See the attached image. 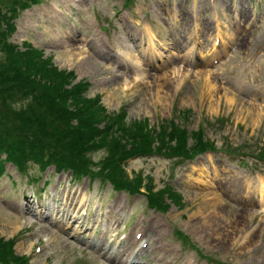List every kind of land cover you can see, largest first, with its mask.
<instances>
[{"label": "rangeland", "instance_id": "rangeland-1", "mask_svg": "<svg viewBox=\"0 0 264 264\" xmlns=\"http://www.w3.org/2000/svg\"><path fill=\"white\" fill-rule=\"evenodd\" d=\"M91 1L44 0L43 5L21 13L16 21L12 43L21 47V44L27 41L33 47L43 50L42 59L49 58L60 70L74 71L77 81L82 79L89 81L91 87L88 95L91 97L100 95V104L108 114L125 106L127 120L148 119L151 124L154 123L153 127H156L160 119L167 120L172 117L174 101L177 99L179 107L188 110L190 120L194 119L195 123L196 115L200 112H204L209 119H214L219 114L228 117L229 122L225 128L214 130L215 134L213 130L209 133L211 138L216 139L218 147L223 145L221 139L223 135L229 137L235 146H239L243 139L250 138L261 145L264 144V61L246 63L247 61L243 59L247 54L243 55L242 51L237 49L232 58L221 61L218 66L210 67L208 70L201 66L195 71H189L176 66L168 72L155 74L153 67L161 65L162 61L153 62L147 58L148 61H138L137 65L140 67L138 76L125 74L126 69L133 72L136 70L133 69L134 61H131L128 53L122 61L109 59L105 54L101 45L103 37L96 31L90 16ZM197 1L199 6L195 9L196 14L204 17L206 11L201 5L205 4L206 9L207 0ZM67 2L69 6L80 10L78 22L82 25V33L79 37L75 35V25L70 21L68 7L64 6ZM124 3L125 0H97L96 12L101 15L104 22L108 20L105 27L109 30L112 25L117 24V20L122 21L123 16L138 11L144 14L143 9L155 11L158 17H161V23L162 20L171 23V8L178 9L181 27L185 31L190 30L191 5L188 0H133L137 7H130L129 12L125 11ZM9 4L10 1L7 7L1 6L2 14L6 12ZM247 5L252 7L253 3ZM115 14L118 15L117 19ZM121 27L120 31L123 32L125 30L123 23ZM69 34L71 38L67 40ZM188 36L187 34V39ZM187 39L178 45L181 49L184 46L187 49ZM140 49L145 50L142 45ZM147 49L148 47L146 51H149ZM190 52L188 48V55ZM261 59H264V55ZM127 122L131 124L132 121ZM103 156L104 152L98 151L92 156L88 154L87 157L89 160L97 161ZM220 159H223L220 155L207 154L193 164L178 165L175 161L161 158L135 159L127 162L125 169L129 175H132L131 171L149 175L157 188L168 182L182 196L183 207L177 209L172 206L170 212L175 210V214L171 216L151 211L140 196L128 206L129 198L125 193L113 192L109 186L101 187L97 181L89 183L84 180L81 185L83 192L86 193L88 185L93 191L91 203L101 197L107 213L110 211L112 214L115 205L119 210L116 211V216L112 217V225L105 235L99 236L98 233L105 230L107 221L99 232H90L88 238L84 235V240L74 238V233L78 232L77 224L65 222V219L54 214L49 220L58 222L63 230L71 226V231L69 230L66 236L54 235L51 231L35 227L37 219L31 220L27 213H22L20 204L26 179L18 177L13 168L6 165L4 174L0 176V236L7 241L17 235L18 238L14 240V251L21 256L30 253L33 258L30 259V264H109L105 262L104 257L90 250L91 245L108 248L109 238L114 233L127 227L136 233L145 220L153 219L155 220L153 223L159 220L164 226L159 230L161 244L164 245L160 252L164 253L163 264H176L173 263V259L177 258L182 259L181 264H207L205 259L198 256L195 249L205 256L227 264H241V260L250 264H264V258L261 259V255H264V208L258 204L254 205L251 198L247 197V193L243 192L248 190L253 194L255 193L253 189L241 187L236 190L233 185L222 188L221 183L225 177L234 181V172L231 166ZM215 168L216 176H213ZM47 173L49 177L44 178L43 175L40 183L46 179L51 188L55 184L61 182L65 184L67 181L69 182L67 192L77 191L80 183L71 181L68 173L54 175L52 170ZM228 193L235 196L233 200L227 199ZM25 197L23 201L31 203V200H27L28 196ZM78 199L75 196L74 202ZM206 199L211 202H206ZM199 200H204L207 206L200 210V217L196 216L190 220ZM42 201L44 199L32 203ZM223 201L227 203L221 211L218 204ZM55 206L58 205L55 203ZM125 206L129 214L125 216L127 219H122L120 212ZM259 222L262 223L257 228L256 223ZM184 223L190 227L183 229ZM181 228L183 230H180ZM175 230L181 231L186 237V243L193 245L195 249L182 245L181 240L175 236ZM154 241L151 240L152 245ZM49 242L52 243L51 246Z\"/></svg>", "mask_w": 264, "mask_h": 264}, {"label": "trees", "instance_id": "trees-1", "mask_svg": "<svg viewBox=\"0 0 264 264\" xmlns=\"http://www.w3.org/2000/svg\"><path fill=\"white\" fill-rule=\"evenodd\" d=\"M3 36L0 25V153L21 169L25 162L40 169L54 165L78 178L96 175L115 188L137 192L142 181L124 173L121 164L126 159L184 157L203 147L197 141L188 148L184 130L172 121L161 120L149 130L147 120L122 121L113 129L106 109L86 99L81 85H72V73L58 70L39 51H15L1 42ZM98 151L104 156L89 160L88 154ZM165 195L171 197L167 189H148L146 198L162 209ZM5 246L0 239V256Z\"/></svg>", "mask_w": 264, "mask_h": 264}, {"label": "bare ground", "instance_id": "bare-ground-1", "mask_svg": "<svg viewBox=\"0 0 264 264\" xmlns=\"http://www.w3.org/2000/svg\"><path fill=\"white\" fill-rule=\"evenodd\" d=\"M255 34L256 33L253 32V33L246 34L244 37H242V39L240 41V50H242V51L248 50L250 40L254 39ZM166 85H167V87H169L168 83ZM228 101L230 102L231 100H228ZM229 185H233L236 188V190H239L242 187V184L240 183V181L238 179H236L235 177H234V181H232L231 179H226V177H225V179L221 183V186H222V188H226ZM248 188H250V184L248 185ZM246 192L249 193L248 190ZM226 197L228 200H233L235 196L228 193L226 195ZM72 201H73V197H72V194L69 192L67 197H66V201H65V203H66L65 209L55 211L56 215L60 216L61 218H65V222L68 221V218L72 219V216L68 217V209H67V206L72 204ZM226 203H225V201L220 202V204H218L219 210L222 211L223 208L226 206ZM45 210H48V209H45ZM201 210H202V208H201ZM199 214L200 213L198 212L195 216H199ZM111 217H109V219H108L109 222H111V219H110ZM43 223L46 224L48 227L53 228V229L61 228L56 222L44 221ZM110 224L111 223H109V225ZM156 224L157 223H154L152 226L144 229V234H143V236L147 240V242H150L151 239L155 240L153 245H149V247H146L144 244L137 243L135 241H130V242H128V247L123 249V251H122L123 253H128V252H130V249H131V251L135 255V257L139 258L142 255H147L149 260H150V262H145V263L135 262V264H163L165 262L164 253L158 254V252L160 253L162 251L163 247L161 246L160 231L157 233L154 230L155 227L158 225V224L157 225ZM66 233H67V230H65L63 234L66 235ZM20 247H22V245H20ZM126 256H127V254H126Z\"/></svg>", "mask_w": 264, "mask_h": 264}]
</instances>
